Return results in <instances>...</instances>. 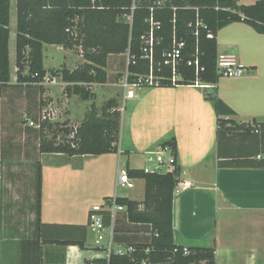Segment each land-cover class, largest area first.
<instances>
[{
  "label": "crops",
  "instance_id": "obj_1",
  "mask_svg": "<svg viewBox=\"0 0 264 264\" xmlns=\"http://www.w3.org/2000/svg\"><path fill=\"white\" fill-rule=\"evenodd\" d=\"M256 1L239 0V3ZM217 40L218 54L232 53L248 67L242 76L222 77L216 84L219 97L235 111L230 118L251 125L264 122V33L246 22L236 21L223 27ZM52 46L64 52L61 67L73 70L85 61L80 54L71 66L73 50L62 45ZM14 53L15 70L11 67ZM9 54L10 80L0 95V253L3 264H20L21 241L36 235L39 166L42 171L41 222L49 225L45 227L47 233L73 238L81 233L79 225H83L87 228L86 246L92 208L86 201V184L95 170L93 166L88 168L87 157L109 155L107 163L99 164L96 172L99 187L107 186L98 193V198L106 199L119 196L117 180L122 169L151 170L156 161L153 152L173 138L177 141L176 165L181 169L180 180L191 183L188 188L174 193V243L213 248L216 264H264V168L247 167L248 160L264 157V141L256 130L243 128L218 137V116L205 95L211 87L201 82L137 86L134 96L128 97L127 89L122 86L129 72L128 61L124 71L119 62L110 69L108 66L111 56L128 57V54L110 55L106 67L108 81L87 86L93 93L91 99L97 95V86L105 90L101 93L103 96L109 93L108 86L121 89L116 94L121 96L124 106L117 95L109 97L118 100L122 111L119 151L74 156L41 152L40 139L52 138L46 132L60 111L66 112L64 126H76L96 102L87 105L81 115L83 98L68 95L65 87L69 83L45 67L48 72L42 81L18 80L17 14L13 13L12 1ZM121 72L126 74L119 81L114 80L115 74L118 77ZM49 78H55V82ZM107 100L96 105L101 107ZM43 114L50 118L41 131L38 123ZM30 121L36 125H30ZM163 157L168 161L170 153L164 152ZM137 180L146 187L144 179L134 178L135 182ZM114 190L115 194L110 195ZM123 197L143 201L145 190L143 199L127 194ZM31 228L33 235L27 236ZM121 231L120 241L143 242V238L133 232V225L124 223ZM98 256V252H84L78 245L43 244L44 264H84L85 259Z\"/></svg>",
  "mask_w": 264,
  "mask_h": 264
},
{
  "label": "trees",
  "instance_id": "obj_2",
  "mask_svg": "<svg viewBox=\"0 0 264 264\" xmlns=\"http://www.w3.org/2000/svg\"><path fill=\"white\" fill-rule=\"evenodd\" d=\"M17 0V77L18 80L42 81L47 70L44 68V44L62 45L65 49L77 48L84 62L71 70L64 66L58 72L65 82L68 95L77 94L83 99L93 96L90 86L85 84L106 83L108 57L113 54H130L129 80L137 81L139 76L150 73V61L143 57L141 46L143 36L150 30L152 14L157 24L155 30L153 75L160 86L177 84L211 85L206 91L218 116V137L233 130H256L264 141V122L251 125L237 122L230 116L235 111L218 95L216 84L220 77L217 72L218 32L226 25L243 21L264 33V0L253 4H240L239 0ZM136 2V7L132 6ZM10 7L11 0H0V74L4 84L10 80ZM197 21L200 24L197 25ZM212 34L213 37H209ZM174 35L184 42L182 61L178 66L179 79L173 82V72L164 63V52L172 47ZM198 60L199 69L189 65ZM26 72V74H24ZM37 74V75H36ZM73 83V84H71ZM146 86L145 82L142 83ZM229 117V118H228ZM122 111L118 100L111 98L101 107L92 103L83 121L76 126H64V138L54 133L52 138L41 137L40 151L74 155H101L119 151ZM255 121V120H254ZM40 122V130L45 128ZM256 122V121H255ZM52 126V125H51ZM172 149L176 157L178 147L175 138L162 144ZM247 167L264 168L262 159L248 160ZM235 166V165H233ZM237 166V165H236ZM133 178L145 180V199L131 200L118 196V202L128 207L133 222L152 223L160 232L154 245L161 251L158 259H164V251L176 246L173 230L174 189L180 180L178 165L173 172L159 174L145 169L127 168ZM37 221L36 235L20 243V264H44L43 244L57 243L78 245L85 248L87 228L79 225L81 233L73 238L48 234L41 222L42 171L37 174ZM189 256H180L181 264L204 261L216 264L213 248H193ZM127 256L113 254L110 264H129ZM84 264H107L103 257L85 259Z\"/></svg>",
  "mask_w": 264,
  "mask_h": 264
},
{
  "label": "built area",
  "instance_id": "obj_3",
  "mask_svg": "<svg viewBox=\"0 0 264 264\" xmlns=\"http://www.w3.org/2000/svg\"><path fill=\"white\" fill-rule=\"evenodd\" d=\"M165 0H158L157 4L163 5ZM136 7V2L132 6V10ZM154 7H151V16L148 19L150 22V30L148 34L143 36V43L141 50L143 57L150 61V73L147 76H139L137 81L131 82L129 80L130 73L127 72L125 79L122 82V86L127 89V96L132 97L135 94L134 88L137 86H143L145 82L148 85H158V82L154 79L153 75V60H154V45H155V30L157 24L154 21L153 16ZM200 21H197V25ZM209 37H213L209 34ZM184 42L177 40L174 35L173 45L171 48L164 52V63L170 66L173 72L172 80L175 82L178 80V66L182 61V51ZM130 62V54L128 53ZM189 65H195L197 71L199 69V62L196 59L188 62ZM248 71V67L241 62L236 55L232 53H219L217 56V72L219 77H239ZM37 75V74H36ZM50 81L55 82V78H49ZM0 84H4V80L0 74ZM203 86L210 88L211 85L202 83ZM87 85V84H85ZM50 117L47 114H43L40 122L48 120ZM40 122L38 126L40 127ZM30 125H36L34 121H30ZM164 152L170 153L169 160H165L163 157ZM156 154L155 164L152 166L151 171L159 174H166L173 172L176 168V157L173 151L168 146H161L159 151L153 152ZM154 161L153 158H151ZM191 185L190 181L179 180L175 186L174 193H179L182 190L188 188ZM117 186L122 188H133L134 178L129 175L127 169H122L119 172ZM118 196L108 197L102 204H95L89 212V229L94 235L93 246L95 251L100 254L99 257L106 259L107 264H110V259L113 254L120 256H127L130 260L129 264H181L179 262L180 256H189L192 253L190 246L176 244L170 251H164L166 256L164 259H158V255L161 251L154 245V239L160 236L159 230L149 222H133L130 220L128 207L117 199ZM131 224L134 226V233L139 234L143 238V242H128L120 241L119 236L123 235L121 228L123 224ZM187 264H206L205 260L201 262L193 261Z\"/></svg>",
  "mask_w": 264,
  "mask_h": 264
},
{
  "label": "rangeland",
  "instance_id": "obj_4",
  "mask_svg": "<svg viewBox=\"0 0 264 264\" xmlns=\"http://www.w3.org/2000/svg\"><path fill=\"white\" fill-rule=\"evenodd\" d=\"M12 1V6H13V13L14 15L17 14L16 12V0H11ZM247 1H251V0H247ZM11 44L10 43V48H11ZM15 47V46H14ZM12 49V48H11ZM73 52L71 53L72 56H71V59L69 60L71 63L70 65L73 66L74 65V60H76V58H78V56L80 55V52L77 48H73L72 49ZM15 53L14 54H11V67L13 68V70H15ZM117 59V60H116ZM129 60V56H111L110 59H109V69H110V66L113 67L115 66L116 63L119 62V65L122 66V70L124 71L125 70V64L126 62ZM65 61V58H64V52L55 47V46H52V45H49L47 44L46 47L44 48V67L48 70V71H51V69H55V71L57 70L58 72H60V70L62 69L61 65L63 64V62ZM61 64V65H60ZM78 64V62H76V65ZM126 74V73H125ZM123 72L119 73L118 77H117V74H115V77H114V80L116 81H119L120 78L122 76L125 75ZM103 87L101 86H97L95 91L97 92V95L94 99H88V100H84L82 99V103H81V115H83L84 111L86 110V106L87 105H90L93 101H95L98 105L102 104L103 101L109 99V97L113 96L115 97L117 94H116V91L117 90H121L120 88H115V87H110L108 86V94L103 96L101 93H104L105 90L102 89ZM106 93V92H105ZM118 96V95H117ZM80 98V97H79ZM118 100L121 102V105L124 106V102L121 98V96H118ZM78 101H76L77 103ZM65 115H66V112L65 111H60L58 114H57V117H56V122L50 126L48 129L46 127V129L48 130L46 132V134H50V135H54L57 134L58 138L62 139L65 137V132H64V118H65ZM109 155H103V156H89L87 157V166L88 168H90L91 166H93L92 169H95L93 170V172L91 173L92 176H91V179H88L87 181V184H86V201L87 203L91 204V207H93V205L95 204H102L104 203V200H105V197L104 198H98V193H101L103 190L107 189V186H104V188H100L99 186V178L98 176L96 175V172H97V169L99 168L98 165L99 164H105L107 163L105 160L106 158H109L108 157ZM134 184L135 186L133 188H122L120 187L118 189V195L123 197L125 196L126 194L133 197V198H136V199H143L144 197V190H145V187H144V184L142 183L141 180H137L136 182L134 181ZM115 194V190L112 194V192L110 193V195H114ZM109 195V196H110ZM90 207V208H91ZM32 228H31V231L28 229V234L27 236H31L33 235L32 234ZM93 240H94V235L90 232L89 233V236H88V240H87V243H86V246L85 248H83L84 252H90L91 253H97L98 251H95L93 248ZM0 264H3V257H1V253H0Z\"/></svg>",
  "mask_w": 264,
  "mask_h": 264
}]
</instances>
